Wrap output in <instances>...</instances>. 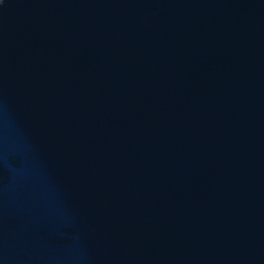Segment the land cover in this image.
I'll list each match as a JSON object with an SVG mask.
<instances>
[{
    "label": "water",
    "instance_id": "1",
    "mask_svg": "<svg viewBox=\"0 0 264 264\" xmlns=\"http://www.w3.org/2000/svg\"><path fill=\"white\" fill-rule=\"evenodd\" d=\"M0 264H264V0H0Z\"/></svg>",
    "mask_w": 264,
    "mask_h": 264
}]
</instances>
